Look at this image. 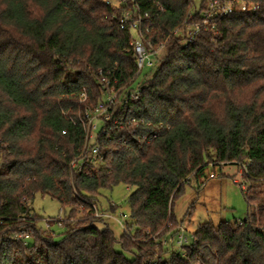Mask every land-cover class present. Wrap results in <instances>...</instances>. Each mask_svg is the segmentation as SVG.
<instances>
[{
    "label": "trees",
    "instance_id": "trees-1",
    "mask_svg": "<svg viewBox=\"0 0 264 264\" xmlns=\"http://www.w3.org/2000/svg\"><path fill=\"white\" fill-rule=\"evenodd\" d=\"M134 1L161 49L130 111L163 128L149 143H113L107 169L77 173L82 118L104 91L97 71L114 69L121 83L136 75L131 33L120 29L126 5L0 0V264H264V0H244L257 9L214 18L191 40L184 21L199 20L208 0ZM233 163L246 167V217L204 222L175 247L185 183ZM120 183L135 189L132 223L116 238L92 206ZM36 194L61 204V222L38 227ZM20 230L31 232L26 244L4 238Z\"/></svg>",
    "mask_w": 264,
    "mask_h": 264
},
{
    "label": "built area",
    "instance_id": "built-area-1",
    "mask_svg": "<svg viewBox=\"0 0 264 264\" xmlns=\"http://www.w3.org/2000/svg\"><path fill=\"white\" fill-rule=\"evenodd\" d=\"M111 3V0H106ZM256 5H251L244 0H208L205 8L200 13V19L189 23L184 21L187 30V36L191 40L202 29L211 24L217 17L229 15L235 11H255ZM147 13H142L139 5L133 0L130 7L124 8L120 16V29L128 30L131 33L129 49L132 51L136 60V75L126 83H121L115 77L114 69L100 68L97 71L99 83L104 89L102 96L92 106L87 108L82 118L84 128V146L78 156L71 162V169L77 173L95 172L99 173L105 169L112 161L111 155L116 152L113 143H128L129 141L137 143H149L156 139L163 128L162 124H155L148 121L145 117L136 116L131 113L132 103L141 98L143 79L146 72L156 65V56L161 47L154 46L146 38L145 33L149 27L144 25V19ZM87 99V93L84 91L80 95L81 102ZM244 170L241 171V177L244 178L246 171L245 164H240ZM216 173H211L210 177H215ZM245 179V178H244ZM235 182L241 185L243 191L246 190L247 182L242 183L235 179ZM110 206H116L111 203ZM94 217L103 218L110 216L104 213L98 207L97 203L92 206ZM61 209V213H62ZM62 221L63 218H47L46 222ZM6 222L0 217V227ZM125 229V225H124ZM31 237V232L24 230L16 231L4 235V238H10L14 241L27 243ZM188 241L184 234V229L180 227V233L176 243L182 246Z\"/></svg>",
    "mask_w": 264,
    "mask_h": 264
},
{
    "label": "rangeland",
    "instance_id": "rangeland-1",
    "mask_svg": "<svg viewBox=\"0 0 264 264\" xmlns=\"http://www.w3.org/2000/svg\"><path fill=\"white\" fill-rule=\"evenodd\" d=\"M201 0H195L197 6ZM112 5H126L130 7L124 0H111ZM214 169L208 168L205 174L200 178L202 184L197 180L196 176H191L185 183L183 192L175 200L174 214L181 222L188 241L185 244L193 242V234L198 226L204 222H211L218 225L223 221L242 220L246 217L248 211V203L241 189V185L235 182V179L242 183H246V179L241 177V171L244 170L238 164H224L216 166L214 172L215 177H210V173ZM248 185V183H247ZM135 187L124 183L117 184L112 188H104L100 190L97 196V204L101 211L110 214L105 216L104 221L109 224L116 238H119L124 232V225L131 224L130 205L128 198L134 191ZM116 204L115 211L110 210V204ZM31 207L39 216L38 227L47 229V218H63L61 213V204L47 195L36 194L31 202ZM82 208V207H80ZM76 218L78 215L75 216ZM50 230L56 232L55 239H60V233L63 232L62 226L56 222L51 223ZM52 234L51 231L48 232ZM164 244L168 242L163 240ZM175 242V241H174ZM178 248V244L174 243ZM116 249L120 250L119 244ZM127 257L132 255L127 252Z\"/></svg>",
    "mask_w": 264,
    "mask_h": 264
}]
</instances>
